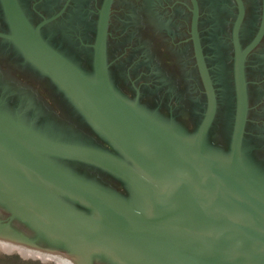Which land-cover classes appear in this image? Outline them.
<instances>
[{
    "label": "water",
    "instance_id": "1",
    "mask_svg": "<svg viewBox=\"0 0 264 264\" xmlns=\"http://www.w3.org/2000/svg\"><path fill=\"white\" fill-rule=\"evenodd\" d=\"M104 0L93 44L94 78L54 50L23 13L18 0H2L12 35L26 57L53 78L93 124L136 161L160 187L121 162L85 149L54 143L0 114V205L52 245L80 253L82 264L99 256L122 264H264V179L243 157L248 113L245 62L264 37L242 50V0L234 25L236 113L229 153L218 157L206 144L217 97L205 63L193 3L192 40L208 106L192 140L148 116L113 88L107 64L111 7ZM3 36V35H2ZM105 167L129 181L152 206L131 208L70 176L48 157ZM76 201L99 218L82 214Z\"/></svg>",
    "mask_w": 264,
    "mask_h": 264
},
{
    "label": "flooded vegetation",
    "instance_id": "2",
    "mask_svg": "<svg viewBox=\"0 0 264 264\" xmlns=\"http://www.w3.org/2000/svg\"><path fill=\"white\" fill-rule=\"evenodd\" d=\"M242 1L245 16L240 42L245 50L259 32L263 0ZM18 2L30 24L40 28L43 39L83 74L94 78L92 46L104 0ZM196 2L199 9L197 29L217 97V113L206 144L228 154L236 113L232 35L238 4L236 0ZM192 19L191 0H114L107 42L109 78L116 92L188 140L194 138L208 106L192 40ZM6 35H12V29L0 0L1 115L51 142L121 162L160 187L147 171L93 124L53 78L35 66L17 44L4 37ZM263 43L264 37L245 62L248 113L243 157L264 179V48L260 49ZM30 90L34 91L32 95L27 94ZM48 159L70 176L107 196L136 210L152 212V206L139 190L115 172L78 159L52 156ZM63 200L78 212L99 218L92 209L69 198ZM0 213L1 222L7 227L37 238L40 245L72 253L52 245L21 220L10 221L11 212L1 205ZM94 264L122 263L99 256Z\"/></svg>",
    "mask_w": 264,
    "mask_h": 264
},
{
    "label": "rangeland",
    "instance_id": "3",
    "mask_svg": "<svg viewBox=\"0 0 264 264\" xmlns=\"http://www.w3.org/2000/svg\"><path fill=\"white\" fill-rule=\"evenodd\" d=\"M264 48V43L260 49ZM189 79V78H188ZM187 79V80H188ZM33 90V89H31ZM28 91L32 95L34 91ZM42 96V94H40ZM44 96V94H43ZM209 151L222 157L219 151L209 146ZM222 153V151H220ZM0 213V264H82L81 257L70 252L57 251L46 245H40L38 239L19 229L7 227L2 223ZM8 236V237H7ZM12 237V238H10ZM79 261H77V260Z\"/></svg>",
    "mask_w": 264,
    "mask_h": 264
},
{
    "label": "bare ground",
    "instance_id": "4",
    "mask_svg": "<svg viewBox=\"0 0 264 264\" xmlns=\"http://www.w3.org/2000/svg\"><path fill=\"white\" fill-rule=\"evenodd\" d=\"M0 235H3V233H0ZM8 237V236H7ZM10 238H12V237H10ZM72 254H74V255H76V257H81V255H80V253H78V252H74V253H72ZM82 259V258H81Z\"/></svg>",
    "mask_w": 264,
    "mask_h": 264
}]
</instances>
